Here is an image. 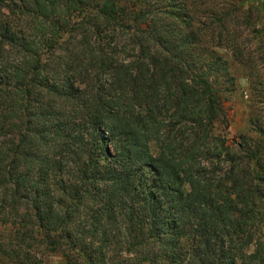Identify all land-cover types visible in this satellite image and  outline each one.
Listing matches in <instances>:
<instances>
[{"label": "trees", "instance_id": "1", "mask_svg": "<svg viewBox=\"0 0 264 264\" xmlns=\"http://www.w3.org/2000/svg\"><path fill=\"white\" fill-rule=\"evenodd\" d=\"M135 1L146 0H20L4 17L0 0V223L14 233L0 253L15 264L67 246L77 253L63 251L64 264H264V145L234 157L216 133L229 124L225 93L185 39L158 35V13L130 11ZM67 167L68 183L56 178ZM52 175L63 205L28 201Z\"/></svg>", "mask_w": 264, "mask_h": 264}, {"label": "rangeland", "instance_id": "2", "mask_svg": "<svg viewBox=\"0 0 264 264\" xmlns=\"http://www.w3.org/2000/svg\"><path fill=\"white\" fill-rule=\"evenodd\" d=\"M259 1L264 4V0H146L144 3L135 1L127 4L133 12L143 8L158 13L162 19L157 25L158 35L174 42L185 39V44H190L196 52V55L192 53L189 55L198 61L203 60L202 67L225 93L223 105L229 124L218 126L216 133L225 137L226 145L234 157L245 155L259 145H264V131L258 130V126L264 128V6L258 5ZM17 2L19 4L20 0H4L1 15L8 16L9 10L6 5L13 7ZM13 16H17L19 28L25 30L29 27L30 21L27 17L23 16L21 21L20 13L18 15L13 13ZM131 25L133 28L136 27L134 23ZM217 57L224 61L228 74L217 72L220 70L215 65ZM57 103L58 106L64 104L66 108L69 107L68 109L77 107L75 101ZM151 148L156 153L154 143H151ZM215 169L218 173H222V170L227 171L229 162L221 158ZM56 173V178L64 177L67 183L72 177L69 167ZM38 175L39 173H36V176ZM54 178L52 175L48 183L42 182L37 189H31L27 196L28 201L29 199L31 201L33 195L35 197L42 195V198L55 207L63 205L68 190L64 193L63 187L58 186ZM46 189L48 192L44 193ZM96 209H99L98 206ZM114 223L120 227V233L124 231L118 218ZM13 234L12 224L0 223L2 249L13 248L11 245ZM7 244L10 245L8 248ZM38 249L31 250L32 253L35 252L37 258L43 260L42 264H64L66 259L63 251L73 255L77 253H71L73 249L68 246L63 250L47 253L41 248ZM8 256L7 251L1 252L0 264H15V260Z\"/></svg>", "mask_w": 264, "mask_h": 264}]
</instances>
